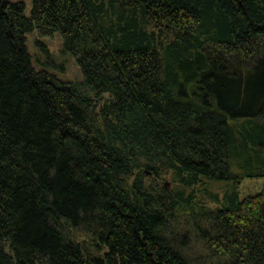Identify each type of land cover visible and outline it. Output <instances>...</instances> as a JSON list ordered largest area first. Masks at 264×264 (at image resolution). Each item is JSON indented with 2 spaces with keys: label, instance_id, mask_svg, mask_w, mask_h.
I'll return each mask as SVG.
<instances>
[{
  "label": "trees",
  "instance_id": "1",
  "mask_svg": "<svg viewBox=\"0 0 264 264\" xmlns=\"http://www.w3.org/2000/svg\"><path fill=\"white\" fill-rule=\"evenodd\" d=\"M190 233L264 264V0H0V264H201Z\"/></svg>",
  "mask_w": 264,
  "mask_h": 264
},
{
  "label": "rangeland",
  "instance_id": "2",
  "mask_svg": "<svg viewBox=\"0 0 264 264\" xmlns=\"http://www.w3.org/2000/svg\"><path fill=\"white\" fill-rule=\"evenodd\" d=\"M21 1L25 3V12L29 15L32 0ZM36 42H39V44L37 45ZM26 44L29 52L32 55L35 67L46 64L45 67H47V69L53 71L56 75L63 79L76 81L81 80V72L76 64L74 56L62 51V38L59 32H55L51 36L40 37L35 31H32L27 34ZM103 98L108 99V95L104 94ZM102 102L103 101H100L98 103L97 111L102 105ZM164 175L165 176H163L162 179L159 178V182L171 186V182H169V173ZM262 184V178L242 179L237 186L240 198L258 193L262 188ZM209 187L213 192L218 191L221 196L223 195V191L228 188V186L224 182L212 183L211 185H209ZM197 195L200 198L202 197L203 193L198 192ZM67 234L70 236V238L72 237L76 241L86 242V244L88 245H90L92 242V238L82 230L72 228L71 230L67 231ZM182 234L183 231L180 232V236ZM185 244V253L189 254L193 260L199 261L201 264H217L218 261H222L220 259H217L216 257L211 256V258L210 252L206 250L201 240L196 238L192 233L188 235Z\"/></svg>",
  "mask_w": 264,
  "mask_h": 264
}]
</instances>
